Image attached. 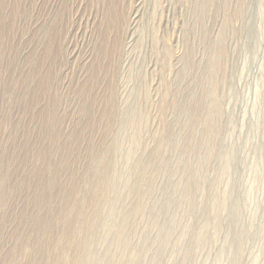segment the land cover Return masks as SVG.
Returning a JSON list of instances; mask_svg holds the SVG:
<instances>
[{"label":"rangeland","instance_id":"rangeland-1","mask_svg":"<svg viewBox=\"0 0 264 264\" xmlns=\"http://www.w3.org/2000/svg\"><path fill=\"white\" fill-rule=\"evenodd\" d=\"M0 264H264V0H0Z\"/></svg>","mask_w":264,"mask_h":264},{"label":"bare ground","instance_id":"bare-ground-1","mask_svg":"<svg viewBox=\"0 0 264 264\" xmlns=\"http://www.w3.org/2000/svg\"><path fill=\"white\" fill-rule=\"evenodd\" d=\"M210 109H211V108H210ZM214 109H215V108H214ZM214 109L211 110V111L214 112V111H215ZM110 166H111V165H110ZM108 180L110 181V179H108ZM120 180H121V179H120ZM117 181H118V180H117ZM113 182H114V180H113ZM111 185H112V184H111ZM118 188H119V187H118ZM130 188H131V187H130ZM117 190H118V189H117ZM186 199L188 200V199H191V198H190L189 196H187ZM176 201H178V200H176ZM216 203H217V202H216ZM136 208H137V207H135V208H133V209H136ZM137 209H138V208H137ZM137 209H136V210H137ZM136 210H135V211H136ZM96 215H97V214H96ZM95 225H96V224H95ZM120 225L123 226V225H124V222L122 221ZM203 235H204V234H203ZM200 236H201V235H200ZM236 238H237V237H236ZM122 239H123V238H122ZM122 239H121V241H122ZM237 239H240V238H237ZM124 240H125V239H123V241H124ZM123 241H122V242H123ZM236 241H237V240H236ZM118 242H119V241H118Z\"/></svg>","mask_w":264,"mask_h":264}]
</instances>
